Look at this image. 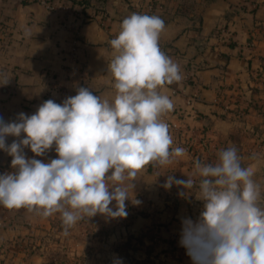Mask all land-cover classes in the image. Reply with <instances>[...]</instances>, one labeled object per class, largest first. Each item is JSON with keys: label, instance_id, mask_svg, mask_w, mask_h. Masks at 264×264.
Instances as JSON below:
<instances>
[{"label": "crops", "instance_id": "crops-1", "mask_svg": "<svg viewBox=\"0 0 264 264\" xmlns=\"http://www.w3.org/2000/svg\"><path fill=\"white\" fill-rule=\"evenodd\" d=\"M85 1L90 8L77 35V72L68 79L75 21L37 0H0V116L6 121L35 113L54 86L58 100L86 87L114 101L110 41L125 18L141 14L154 0ZM157 1L163 10L155 15L165 23L159 47L182 75L179 83L164 86L174 109L163 119L179 127L169 132L172 147L185 148V157L138 174L134 193L141 203L126 202V218L85 217L67 236L60 214L43 218L0 206V264H112L114 257L123 264H192L179 245L181 221L195 220L203 202L195 189L184 199L175 185H163L168 175L187 179L196 160L216 162L220 150L230 146L237 147L244 166H256L254 179L264 196V0ZM186 71L190 81L184 79ZM25 153L34 155L30 149ZM36 158L57 157L53 149ZM11 159L0 151V175L13 171Z\"/></svg>", "mask_w": 264, "mask_h": 264}, {"label": "clouds", "instance_id": "clouds-1", "mask_svg": "<svg viewBox=\"0 0 264 264\" xmlns=\"http://www.w3.org/2000/svg\"><path fill=\"white\" fill-rule=\"evenodd\" d=\"M164 30L156 15L133 13L123 20L110 41L114 101L80 87L62 103L44 101L31 115L0 116V151L12 158L13 169L0 175V206L43 218L60 214L67 236L85 217L126 218V202L141 203L134 193L138 174L185 157V148L172 147L163 119L174 109L164 86L182 80L179 65L159 47ZM7 137L15 139L8 144ZM53 149L57 158H36ZM255 174L256 166H244L230 146L216 162L196 160L187 179L167 176L165 189L175 185L184 199L195 189L203 202L195 220L181 221L179 245L192 264H264V196ZM112 264L123 260L114 257Z\"/></svg>", "mask_w": 264, "mask_h": 264}, {"label": "built area", "instance_id": "built-area-1", "mask_svg": "<svg viewBox=\"0 0 264 264\" xmlns=\"http://www.w3.org/2000/svg\"><path fill=\"white\" fill-rule=\"evenodd\" d=\"M39 2L40 5H42L45 9L49 10V11H62L64 13H66L67 15H69L75 22L73 27L70 28V30L73 32V34L75 33V39L72 42L71 48L69 50L68 53V65L65 67V72L66 74H68V79L69 77H71V75L76 74L77 72V57H76V50H77V35L79 33V28L81 27L83 21L85 20L86 16L85 14H82V12L80 11V8L75 9L73 7H71L70 4L67 3H53L51 0H37ZM255 9L259 8V3L257 2L255 4ZM148 11H151V6H148L147 8ZM157 11H162L163 10V6H158ZM225 33V32H224ZM184 79L186 81H190L191 80V72L190 71H186L184 73ZM54 89L56 90L57 87H52L49 95L47 96L46 100L52 99L57 103H62L64 101V99H66L67 97H63L61 99L58 100V98L56 99L54 96H52V92H54ZM197 95H193L192 97L189 98L188 100V104L192 103L195 99H196ZM226 110H228V107H225ZM169 125V129L173 130V131H179V127L175 124L166 122Z\"/></svg>", "mask_w": 264, "mask_h": 264}, {"label": "trees", "instance_id": "trees-1", "mask_svg": "<svg viewBox=\"0 0 264 264\" xmlns=\"http://www.w3.org/2000/svg\"><path fill=\"white\" fill-rule=\"evenodd\" d=\"M61 2L70 4L71 7L75 8V9L80 8V11L82 12V14H85V15L88 14V12H86V11L90 8V4L85 0H80V1L61 0ZM162 5H163V3H161L160 1H157V0L151 1L150 3H148L146 5L145 9L142 11L141 14L155 15V13L157 12V10H156L157 7L162 6ZM148 6H151V11L147 10Z\"/></svg>", "mask_w": 264, "mask_h": 264}]
</instances>
